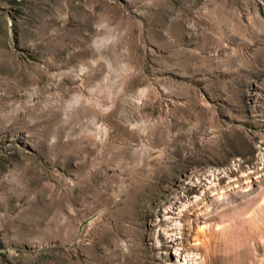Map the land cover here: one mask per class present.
Segmentation results:
<instances>
[{"label":"rangeland","instance_id":"obj_1","mask_svg":"<svg viewBox=\"0 0 264 264\" xmlns=\"http://www.w3.org/2000/svg\"><path fill=\"white\" fill-rule=\"evenodd\" d=\"M262 205L264 0H0V264H264Z\"/></svg>","mask_w":264,"mask_h":264},{"label":"bare ground","instance_id":"obj_2","mask_svg":"<svg viewBox=\"0 0 264 264\" xmlns=\"http://www.w3.org/2000/svg\"><path fill=\"white\" fill-rule=\"evenodd\" d=\"M262 206H264V205H262ZM189 209H191V208H187L184 212L183 217L185 220H187L190 217L188 214V211H190ZM198 242L199 243H196V244H189L188 246H186L184 248V251H187L189 253L191 252L193 255H197V256L203 258L201 264H210V262L212 260V256H213L212 255L213 253L211 251L213 249L212 248V245H213L212 242L210 240H207V239H206V241H201V242L198 241Z\"/></svg>","mask_w":264,"mask_h":264}]
</instances>
